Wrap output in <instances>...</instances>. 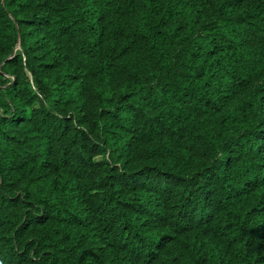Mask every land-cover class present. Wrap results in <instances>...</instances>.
Listing matches in <instances>:
<instances>
[{"label": "trees", "instance_id": "trees-1", "mask_svg": "<svg viewBox=\"0 0 264 264\" xmlns=\"http://www.w3.org/2000/svg\"><path fill=\"white\" fill-rule=\"evenodd\" d=\"M0 264H264V0H0Z\"/></svg>", "mask_w": 264, "mask_h": 264}]
</instances>
